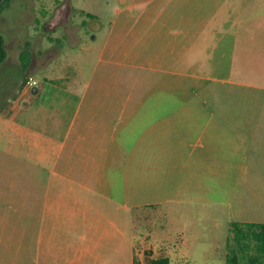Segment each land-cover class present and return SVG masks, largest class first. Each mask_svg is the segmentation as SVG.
I'll return each mask as SVG.
<instances>
[{
    "label": "rangeland",
    "instance_id": "obj_1",
    "mask_svg": "<svg viewBox=\"0 0 264 264\" xmlns=\"http://www.w3.org/2000/svg\"><path fill=\"white\" fill-rule=\"evenodd\" d=\"M57 1L87 27L100 24L95 40L85 38L91 48L113 26L127 61L143 55L146 106L170 108L172 129L164 145L145 147L138 180L113 172L107 197L89 195L91 226L66 228L71 249L48 263L130 264L133 252L131 264H225L228 223H264V0H10L0 15L9 55L34 34V7L51 12ZM72 16L64 21L77 29ZM76 55L64 47L62 73ZM18 75L13 61L0 65V108Z\"/></svg>",
    "mask_w": 264,
    "mask_h": 264
},
{
    "label": "crops",
    "instance_id": "obj_2",
    "mask_svg": "<svg viewBox=\"0 0 264 264\" xmlns=\"http://www.w3.org/2000/svg\"><path fill=\"white\" fill-rule=\"evenodd\" d=\"M55 5L51 12L34 7L41 14L34 34L12 55L6 51L0 63L13 61L19 70L0 108V264H49L50 254L66 253L71 249L66 228L91 226L88 209L82 210L89 195L107 197L113 172L138 180L145 147H160L171 137L172 110L163 114L146 106V80L139 73L143 55L127 61L113 26L102 48H91L85 38L93 33L81 11L74 13L66 1ZM73 14L77 29L64 21ZM64 47L77 55L73 70L62 73ZM24 49L29 52L25 70ZM28 75L38 80L36 91L22 86ZM151 114L154 119L146 122Z\"/></svg>",
    "mask_w": 264,
    "mask_h": 264
},
{
    "label": "trees",
    "instance_id": "obj_3",
    "mask_svg": "<svg viewBox=\"0 0 264 264\" xmlns=\"http://www.w3.org/2000/svg\"><path fill=\"white\" fill-rule=\"evenodd\" d=\"M9 4L10 0H0V15ZM88 16L90 19L94 18L93 15ZM233 44L234 40H232L231 45ZM5 58L6 50L4 48L3 38L0 35V63ZM28 59L29 52L27 49H24L20 54V62L23 70L27 66ZM225 250V264H264V223L229 222ZM149 264L171 263L168 257H161L150 260Z\"/></svg>",
    "mask_w": 264,
    "mask_h": 264
},
{
    "label": "built area",
    "instance_id": "obj_4",
    "mask_svg": "<svg viewBox=\"0 0 264 264\" xmlns=\"http://www.w3.org/2000/svg\"><path fill=\"white\" fill-rule=\"evenodd\" d=\"M38 80L31 75H28L22 81V86L26 89H31L38 86Z\"/></svg>",
    "mask_w": 264,
    "mask_h": 264
},
{
    "label": "water",
    "instance_id": "obj_5",
    "mask_svg": "<svg viewBox=\"0 0 264 264\" xmlns=\"http://www.w3.org/2000/svg\"><path fill=\"white\" fill-rule=\"evenodd\" d=\"M123 0H120V4H122ZM88 28L89 30L94 33L96 32L99 28H100V24H98V22L95 19H92L91 22L88 24ZM37 87L33 88V91H36Z\"/></svg>",
    "mask_w": 264,
    "mask_h": 264
}]
</instances>
